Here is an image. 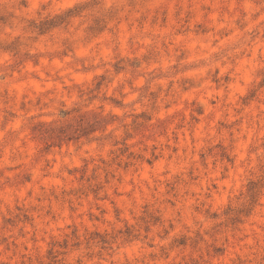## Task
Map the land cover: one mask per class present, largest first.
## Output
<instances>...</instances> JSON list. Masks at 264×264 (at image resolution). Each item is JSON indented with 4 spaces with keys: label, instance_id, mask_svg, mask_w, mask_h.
Here are the masks:
<instances>
[{
    "label": "rangeland",
    "instance_id": "rangeland-1",
    "mask_svg": "<svg viewBox=\"0 0 264 264\" xmlns=\"http://www.w3.org/2000/svg\"><path fill=\"white\" fill-rule=\"evenodd\" d=\"M260 4L0 0V264H264Z\"/></svg>",
    "mask_w": 264,
    "mask_h": 264
},
{
    "label": "clouds",
    "instance_id": "clouds-1",
    "mask_svg": "<svg viewBox=\"0 0 264 264\" xmlns=\"http://www.w3.org/2000/svg\"><path fill=\"white\" fill-rule=\"evenodd\" d=\"M257 11H258V12H259V11H264V0H261L260 7H259V9H258ZM82 255H83L85 258H87V259H91L90 254H89V250H88V249H85V250L83 251ZM61 264H64V262L61 261ZM75 264H80V261L77 260V261L75 262ZM105 264H110V261H106Z\"/></svg>",
    "mask_w": 264,
    "mask_h": 264
}]
</instances>
